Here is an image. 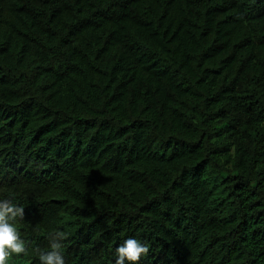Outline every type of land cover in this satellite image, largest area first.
I'll return each instance as SVG.
<instances>
[{"label":"trees","instance_id":"16d2710c","mask_svg":"<svg viewBox=\"0 0 264 264\" xmlns=\"http://www.w3.org/2000/svg\"><path fill=\"white\" fill-rule=\"evenodd\" d=\"M4 200L7 264H264V0H0Z\"/></svg>","mask_w":264,"mask_h":264},{"label":"clouds","instance_id":"9594fccd","mask_svg":"<svg viewBox=\"0 0 264 264\" xmlns=\"http://www.w3.org/2000/svg\"><path fill=\"white\" fill-rule=\"evenodd\" d=\"M17 216L23 218L24 209L17 207L9 200L0 201V264H7L12 254L20 255L26 251L25 242L20 238L19 232L11 220ZM56 237L63 238L64 233L57 232ZM51 251L40 255L41 264H65L60 253L61 244L54 239L50 245ZM149 251L146 244L139 240L129 238L116 248L117 258L115 264H138L141 257Z\"/></svg>","mask_w":264,"mask_h":264}]
</instances>
